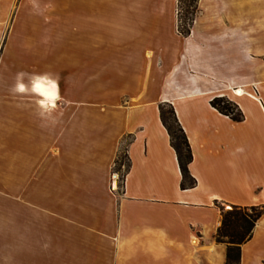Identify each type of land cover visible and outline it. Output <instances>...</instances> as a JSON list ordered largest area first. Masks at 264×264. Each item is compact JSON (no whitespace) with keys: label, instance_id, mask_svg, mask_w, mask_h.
I'll use <instances>...</instances> for the list:
<instances>
[{"label":"crops","instance_id":"0c3cea01","mask_svg":"<svg viewBox=\"0 0 264 264\" xmlns=\"http://www.w3.org/2000/svg\"><path fill=\"white\" fill-rule=\"evenodd\" d=\"M12 1L0 0V49L25 53L24 73L0 63V264H225L217 204L264 205V0H199L188 36L178 0H104L84 17L57 0L53 47L5 38ZM161 103L188 138L192 188ZM241 264H264V214Z\"/></svg>","mask_w":264,"mask_h":264},{"label":"trees","instance_id":"16d2710c","mask_svg":"<svg viewBox=\"0 0 264 264\" xmlns=\"http://www.w3.org/2000/svg\"><path fill=\"white\" fill-rule=\"evenodd\" d=\"M198 2L199 0H178V31L183 36H188L191 32ZM183 20L184 24L182 23ZM211 105L221 113L230 116L234 121L244 119V114L239 106L226 96L214 97L211 100ZM159 110L161 121L168 131L171 145L177 154L182 175L181 188H192L196 185V179L189 170L193 155L186 133L178 121L174 107L170 103H161ZM124 149L126 152L125 147ZM128 168L129 164L125 173ZM263 214L264 205L249 207L232 205L230 210H221V225L214 237L218 243H223L227 247L225 264H240L241 245L252 238L254 227Z\"/></svg>","mask_w":264,"mask_h":264},{"label":"rangeland","instance_id":"374dc122","mask_svg":"<svg viewBox=\"0 0 264 264\" xmlns=\"http://www.w3.org/2000/svg\"><path fill=\"white\" fill-rule=\"evenodd\" d=\"M62 2V0H61ZM57 0H14L11 2V10L13 14L11 17L2 19L5 23V38L9 34L10 30H14L16 33V41L20 37H23L24 32H28L34 41H49L51 47L52 44L56 42V36L58 31V24L62 22V18L58 17L57 12ZM69 5V10L71 12L81 13L84 16L91 14L94 11L98 12V15L106 10V3L104 0H68L65 3ZM178 7V1H177ZM14 10L17 11V15H14ZM182 12V11H181ZM184 24V20L182 22ZM22 34V35H21ZM2 42V49H0V63L1 66L4 65L5 61H14L13 71L17 74L24 73V63L21 59L24 58V50L21 49H8L7 41L4 39ZM54 55L55 57V48H50L49 50H40L33 49L34 57L44 56L45 52ZM50 55V57H51ZM36 72L40 71V67H34ZM128 139H124L123 146L120 152L118 159L114 165L113 173V183L114 190L116 189L118 193L122 190V178L125 173L126 168L128 167V158L124 149V145L127 143ZM117 183V185H116ZM218 208L224 211L232 209L230 204H217ZM251 212V211H250ZM263 216V215H262ZM262 239L258 238L257 242H260ZM227 251V250H226ZM241 264V259H240Z\"/></svg>","mask_w":264,"mask_h":264},{"label":"bare ground","instance_id":"6f19581e","mask_svg":"<svg viewBox=\"0 0 264 264\" xmlns=\"http://www.w3.org/2000/svg\"><path fill=\"white\" fill-rule=\"evenodd\" d=\"M40 89H42L43 92H45V90L43 89V87L41 86ZM238 91V90H237ZM46 93V92H45Z\"/></svg>","mask_w":264,"mask_h":264},{"label":"built area","instance_id":"2783aa9c","mask_svg":"<svg viewBox=\"0 0 264 264\" xmlns=\"http://www.w3.org/2000/svg\"><path fill=\"white\" fill-rule=\"evenodd\" d=\"M113 186H114V183H113Z\"/></svg>","mask_w":264,"mask_h":264}]
</instances>
